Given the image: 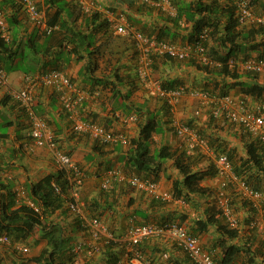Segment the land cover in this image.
Instances as JSON below:
<instances>
[{
  "label": "crops",
  "instance_id": "obj_1",
  "mask_svg": "<svg viewBox=\"0 0 264 264\" xmlns=\"http://www.w3.org/2000/svg\"><path fill=\"white\" fill-rule=\"evenodd\" d=\"M89 1L96 5L94 10L99 11L107 20H109L108 13L111 12L112 19L121 24L120 15H123L132 27L142 30L150 37L170 39L180 45L188 43L193 25L187 20L184 9H186V13L190 14L191 8L197 2L194 0L174 1L183 12L179 23H177L169 21L166 17L170 15L162 13L158 6L144 4L141 0ZM12 2L17 3L16 8H12L9 0H0V8L4 9L8 20L13 21V24L9 26L8 33L11 38H14L17 50L16 54L11 57L2 55L0 63L8 78L7 84H0V186L7 185V188H2V191L8 201L11 202L12 199H15L17 206L22 202L29 201L27 184L30 181H38L45 175L58 170L53 151L47 146L35 144L30 133L28 115L14 96L15 91L25 88L26 78L31 76L34 84L35 108L38 114L47 121L48 128L55 135L59 147L71 155L85 172L84 185L77 192L76 201L84 209L90 210V214L86 211L89 216L94 214L95 217H99L119 237L112 246L99 244L100 250L93 254L84 252L76 255L75 264H112L109 262L112 254L119 257L117 263L122 260L124 261L122 264H125L128 243L124 239V234L127 229L134 223L150 221L160 223L168 219L180 221L191 233L198 235L203 248L215 251L218 260L221 259L225 249L234 245L239 249L235 258L237 264H264V241L248 224L253 214L241 192L232 188L227 189L231 198L236 199L234 206L237 213L235 212V214L240 220L237 228L238 236L230 238L221 233L218 228L219 225L225 224L226 220L215 199L218 194L216 175L204 176L199 184L202 190L189 192L185 188L180 197H175L174 182L181 181L184 177L174 164L175 158L161 160V163H155L149 168L139 171L126 163L129 145H123L120 142H104L94 139L89 134L74 132L72 122L58 97V92L53 87L42 83L40 75L44 70L57 68L67 73L79 88L87 91L92 89L99 91L98 95L89 94L87 96L80 107V114L84 119L102 124L111 131L127 134L130 140L137 138L142 126L153 116L158 115L156 116L157 120L162 126L159 127V133L153 136L152 151L165 146L169 151H176L177 154L182 153L185 148L181 146V140L175 133L172 122L179 118L184 122L194 123L208 140L210 146V150L207 152L197 151L193 154L196 155L192 158L195 170L213 174L216 156L223 151L226 154H233L232 165L239 164L242 158L247 157V147L252 142L253 136L238 124L232 123L224 117L214 118L207 106H203L188 96L182 98L174 109L170 108L152 87L147 86L140 79L133 86L136 88L131 87L130 99L125 100L126 93L131 92L130 86H128L127 79H124V82L118 85L120 88L112 90L111 83L118 84L112 74V67L113 65L121 66L120 74H125L127 77L130 73L128 57L132 51L125 48H128L129 45L117 47L114 44L116 47L115 57L120 56V62L116 64V58L113 57L112 65L105 67V58L98 59L97 72L89 78V74L81 72L89 61L87 52L95 50L96 46L104 42L105 37L97 40L91 47L80 48V53L85 54L86 57L78 59V55L69 53L72 44L60 46L59 38L63 34L61 31L56 32V36H47L42 27H37L29 19L28 14L19 6L17 0ZM36 2L45 19L47 14H52L58 8H63L65 9L64 17L73 11L71 14V20H73L79 9H82L81 4L78 5L75 1L70 0H36ZM221 2L226 3L227 1L221 0ZM251 2L254 4L255 13L264 15V0ZM77 23H82V17L77 20ZM112 28L114 31L113 26ZM120 37L125 36L120 35ZM208 40V46H213L214 39H211L210 36ZM105 49L103 48V51ZM249 52L252 56L257 54L256 51ZM91 58L96 60V58ZM241 58L242 55H239L235 61L231 60L238 64L241 73H245L239 81H242L243 85L259 84L264 86V71L250 76L246 73L244 60H240ZM6 63L9 65L8 70ZM154 64L152 76L155 82L177 80L179 84L199 89H206V87L212 89L217 86V83H220L219 88L227 85L230 93L244 96L250 103L256 101L254 95L245 94L242 91L241 84L232 85L230 84L231 80L207 74L192 62L160 56L155 58ZM117 89L119 94L116 95ZM196 108H200L202 111L199 116L194 115ZM132 115L136 116L134 120L130 118ZM113 166L122 167L129 175L155 178L158 182V191L167 193L169 198H157L149 191L130 187L125 183L117 184L110 191L102 190L103 175ZM261 189L264 191V180ZM231 191L236 193L233 194ZM257 215L258 210L256 211ZM56 216V220L63 224H67L65 222L70 220V217L68 220L63 218L59 212L56 213ZM210 217L213 219L212 222H208L209 224L203 229L199 228L198 221L207 222ZM246 219L248 222L245 224L244 220ZM69 224L72 226L73 222H69ZM73 231L76 232V230ZM74 232L68 234L66 231L67 235H65L68 238L73 235L71 240L73 246L81 241L85 245L97 243L89 232ZM121 235L123 236L121 237ZM139 246L143 252L139 250ZM139 246L138 250L142 254V259L141 261L133 260L131 264H145V262L151 261L149 259H155L162 264H195L188 254L168 237L147 238ZM12 252L13 250L9 246L0 248L2 264H8L12 262V259H15Z\"/></svg>",
  "mask_w": 264,
  "mask_h": 264
},
{
  "label": "trees",
  "instance_id": "obj_2",
  "mask_svg": "<svg viewBox=\"0 0 264 264\" xmlns=\"http://www.w3.org/2000/svg\"><path fill=\"white\" fill-rule=\"evenodd\" d=\"M9 1L12 5V8L17 7V3L12 2L16 0H9ZM17 1L19 6H21L25 10L20 0ZM34 1L37 5L36 0ZM47 1H59V0H47ZM70 1H75L76 4L79 5V2L77 0H70ZM170 1L172 2L173 6L176 8L177 11L176 15L171 16L170 14H167V12H165L162 8L159 7V9L160 11H162V13L166 14L167 16L170 15L169 17L171 18L166 17L169 21L179 23L183 14V12L180 11L181 7L174 2L178 0H170ZM194 1L197 2L195 6L191 8L192 11L190 14L186 13V9H184L185 10L184 13L186 14L187 20H189L193 24L188 42L194 43L198 41L199 39H201L200 35L203 34L204 31H208L209 33L208 39L210 38V36L211 39L212 38L214 39V44L213 46L209 47V52H208L209 56L212 58L213 64L205 65L195 60H188L187 62L194 63V65H196L198 69L203 70L207 74L216 75L224 80H231L230 84L232 85L241 84L242 91L245 94H252L256 97L255 99L256 103L259 101H264V86L259 84L243 85L244 83H242V81L240 82L239 79L243 75H245V73H241L239 71V67L236 62L235 63L230 62L231 60L235 61L236 59H238L239 55H242V58L240 60H244L245 58L252 56L251 54H249L250 53L249 51H256L257 54L255 56L260 59H264V23H253V22H248L246 24L240 23L236 17V7L233 5L231 1L226 0L227 1L226 3H222L221 0H194ZM204 1H211V2L207 3ZM247 1L250 2V5L253 6V9L255 11L254 4L251 1L255 2L256 0H251V1L247 0ZM64 10L65 9L63 8H58L54 13L47 14L46 19L44 16L43 18L49 27H53V31L50 34H46V35L56 36L57 35L56 32L61 31V33L63 34L61 38H59V44L60 46H65V44L66 45L72 44L69 50L70 54L74 53L79 56L78 59H84L86 55L80 53V48H83L85 46L86 48L91 47L93 43H95L97 40L99 41L101 40L100 38L105 37L104 42L99 46H96L95 50L87 52L89 61L87 62L85 67H83L81 72H85L86 74H89L90 75L89 78L93 77V75L97 72V69L99 67L97 60L99 58H105L106 56L105 54L108 53L109 56L105 60V67L112 65L113 57L116 58V64L120 62L121 57L120 56L115 57L116 50L115 48L111 47L113 42L115 41L116 43L124 42L126 45H129L127 46L128 48L125 49L128 51L129 50L132 51L128 57V60L130 61L128 70L130 71V73H128L126 77L125 74H120L121 73L120 69L122 68L121 66L113 65L112 74L114 75L115 79L118 81V84L111 83L112 90L115 91L116 88H120L118 85L124 82V79L125 80L127 79L128 81L127 83L128 86H130L129 89L131 92L126 93L125 100H129L132 94L131 87L135 86L136 82L139 79L137 74L138 56H137V50L135 48V42L132 39V37L129 36L120 37V35L115 34L110 21L107 20L106 18H103L101 13L97 10H93L91 12L85 13L83 9L80 8L77 16L74 17L73 20H71L72 18L71 14L73 13V11L69 12V14H67L66 17H64V12H65ZM39 11L41 13L40 9ZM81 17H82V23L78 24L77 20ZM6 19L8 25L6 29V35L8 37L3 36L5 31L0 28V63H1L2 55H8V57H11L17 52V50L15 49L16 43L14 42V38H11L8 33L9 26L13 24V21L10 22V20H8L7 15H6ZM36 26L41 28V26L38 25ZM56 29L58 30L56 31ZM157 39L164 40L161 37L159 38L157 37ZM208 39L205 41L207 45L209 42ZM166 41L173 42L170 39L168 40L166 39ZM103 48H106L105 51H103ZM84 50L87 51V49L85 48ZM91 57H93L94 59L96 58V60H92ZM168 58L173 59L171 57ZM154 66L156 65L154 64ZM0 68L4 69L1 66V64H0ZM49 69H57V68H49ZM245 71L250 76L253 73H255L254 71L247 69H245ZM72 81L74 82L73 79ZM160 83L165 88H173L179 85H184V84H179L177 80L166 81V82L163 81ZM219 86L220 83H217V86H215L214 88L211 89L209 87H206V90H209L210 92H219V93L230 92L227 89L228 87L227 85L222 86V88H219ZM88 92H91L90 94H93L96 91L95 89L94 90L92 89V90H88ZM117 94H119L118 89L116 95ZM58 97L60 99L59 93H58ZM23 109L25 110L24 107ZM34 109L36 110L35 104H34ZM36 113L38 114L37 110ZM156 116L158 115H155L153 116V118L149 119L142 126L139 132V136L130 141L129 144L130 148L127 153L126 163H128V165L134 167L135 169L142 171V169L149 168L155 163L157 164L161 163V160H166L168 158H175L174 164L184 176L181 181L176 180L174 182L175 197H180L183 194L185 188L188 189L189 192H196L202 190L199 185L200 181L203 180L204 176L206 175H211V176L216 175V172L214 171L213 174H211L208 173L207 171L195 170L194 160L192 158L196 155L188 154L185 150L182 151V153L177 154L176 151H169L168 147L165 146L161 147L159 150L152 151L151 142L153 140V136L159 133V127L162 126V124L157 120ZM189 124H192V122L191 123L189 122ZM247 151L248 153L245 159L242 158L239 164L233 163L234 170L242 179L246 181L247 184H249L251 187H253L256 190L262 191L261 189L262 182L264 180V145L253 137L252 142L248 144ZM220 153H224V151L219 152V154ZM227 154L231 159V161L234 162L233 154L230 153ZM153 179L156 180L155 178ZM55 186L60 187L61 193L56 192ZM115 187L116 186H114L111 190H113ZM2 188H7V185L2 184V186H0V233H7L9 234V236L14 234L17 235V237L28 238L30 235H32V233L36 229H38L41 232L42 237L45 239L46 244L45 247L40 252V254L35 257H32L31 261L37 264H75L76 255L73 252V245L71 243L72 239H70L71 236L70 238L66 237L65 235L67 234L65 233L67 229L68 231H71V234L74 232L73 230H76V232L74 233H77L78 231H83V232H89V231L87 230L85 225H83L84 221L82 216L76 214L75 212H71L70 208L68 207L69 201L76 200L77 195L76 196L74 195L73 187L70 184L65 171L63 169L58 168L57 171L45 175L43 178H41L38 181H30L27 184V193H28L27 195L30 196V200L27 202H22L18 206L16 205L17 203L15 204V199H12L11 202L8 201L7 197L2 191ZM230 188L234 189V187L232 186ZM101 189L104 191H110V190H105L103 188ZM235 193L236 192L233 191V194ZM231 200H232L231 201L232 205L234 207V204L236 203V199L233 197V199L231 198ZM246 201L248 203L250 210L252 211L251 213L253 214L249 219L250 221L253 217H255L256 209L250 204L248 200ZM84 211L85 212L87 211L89 213L90 210L84 209ZM57 212L61 213V215H63V218H65L66 220H68V218L70 217L69 222H73V225L71 226L69 222H65L67 224H63L62 222L56 220V218H54L53 216L55 215V217H57L56 216ZM91 215L92 216L89 215L88 216L95 217L94 214ZM171 220H175V219H168L160 223L159 222H153V223L164 224ZM212 220H213L212 217H210L207 222L199 220L198 221L199 228L203 229L206 225L209 224L208 222H212ZM218 228L221 231V233L227 235L230 238L237 237L239 233L237 227H231L227 222L223 225H219ZM251 229L254 230L258 235H260L257 228H251ZM260 237L263 239L262 241H264V237H262L261 235ZM174 242L183 249V247L180 246L176 241ZM139 250L143 252L141 246H139ZM14 251L18 252L17 250ZM238 251H239L238 247H235L234 245L229 246L227 249L224 250L222 257L221 259L218 260V262L220 264H232V263L237 264L235 262V258L237 256ZM132 258L133 256L130 257V259ZM118 259L119 257H117L116 254H112L111 258L109 259V262L110 263L112 262L113 264ZM149 260L157 261L155 259L153 260L149 259Z\"/></svg>",
  "mask_w": 264,
  "mask_h": 264
},
{
  "label": "built area",
  "instance_id": "obj_3",
  "mask_svg": "<svg viewBox=\"0 0 264 264\" xmlns=\"http://www.w3.org/2000/svg\"><path fill=\"white\" fill-rule=\"evenodd\" d=\"M86 12H91L96 5L89 0H77ZM144 3L155 5L162 8L171 16L176 15V8L170 0H141ZM231 1L236 7V17L242 24L248 22L264 23V15H256L253 7L247 0H227ZM23 4L29 18L36 25L41 26L46 34L53 31V27H49L43 15L40 13L34 0H20ZM109 21L114 27L116 34L132 37L137 50V74L139 79L154 89L156 94L163 99L172 109L186 96L193 100L199 101L203 106L210 109L214 118H226L230 122L238 124L247 133L251 134L261 144L264 145V101L250 103L245 97L237 96L230 92L219 93L210 92L206 89L189 88L185 85H179L173 88H165L159 82H155L152 76L153 64L155 57H171L179 61L195 60L205 65L213 64L212 58L209 56V47L206 40L209 37L208 31H204L200 35L198 41L180 45L171 41L159 40L150 37L141 30L132 27L123 15L121 24L116 23L112 19L113 14L108 13ZM7 19L4 11L0 9V28L4 30L3 36L6 35ZM8 37V36H7ZM244 68L247 70L260 73L264 71V59L255 56L248 57L244 61ZM40 80L45 85L55 88L60 96L69 120L72 122V130L78 134H89L94 139L104 142H120L124 145L130 143L129 137L122 132H113L108 130L104 125L97 122L86 120L80 114V107L89 95V93L79 88L72 79L59 69H47L40 75ZM8 78L4 69L0 68V84H7ZM99 91L95 92L98 95ZM22 106L28 113L30 120V133L34 142L38 146H47L53 151L54 158L58 164V168L63 169L67 174L68 180L73 187L74 195H77L80 187L85 180V172L73 160L71 155L64 152L58 144L55 135L48 128L47 121L36 113L34 109L35 96L34 84L31 76L26 78L25 88L14 92ZM201 109L195 110V115L201 114ZM134 120L135 117L131 116ZM176 134L182 139L183 146L188 154L197 151L207 152L210 150L208 140L200 133L199 129L193 124L181 123L174 121ZM216 170V180L218 181L217 202L221 214L231 227H238L239 221L234 212L231 197L227 189L234 187L235 190L241 192L246 200L258 210V215L249 221L250 228H257L258 232L264 237V191L256 190L246 183L234 170L231 159L228 154L220 153L216 156L214 162ZM120 182H126L130 186L149 191L158 198H169L167 193L158 191V183L148 177L138 175L128 176L121 168L112 167L105 173L101 187L110 190ZM57 193H61V189L55 186ZM33 204V203H31ZM68 207L71 212L82 216L83 225L90 232L91 236L97 243L85 245L84 242H78L73 246L75 255L81 253L93 254L100 250V245H108L118 241V237L102 222L99 217H89L84 211L83 206L76 200L69 201ZM168 237L176 241L196 264H220L216 258V252L213 250H205L201 244V239L187 229L185 225L177 220H171L164 224L153 222H145L132 224L124 234V239L128 243L126 250L125 264H131L133 260L141 261L142 254L138 250V245L145 239L151 237ZM11 247L19 253H30V247L21 242H12L9 234L0 233V248ZM133 256L132 259L130 257ZM1 259V258H0ZM124 261H118L114 264H122ZM0 264H2L0 260ZM8 264H16L10 262ZM145 264H161L159 261H147ZM234 264V263H232Z\"/></svg>",
  "mask_w": 264,
  "mask_h": 264
},
{
  "label": "rangeland",
  "instance_id": "obj_4",
  "mask_svg": "<svg viewBox=\"0 0 264 264\" xmlns=\"http://www.w3.org/2000/svg\"><path fill=\"white\" fill-rule=\"evenodd\" d=\"M112 44L113 45L111 47H113V48H116V47H114V44L117 45V47L126 46V44L124 42H122V43H112ZM105 55H106L105 56V60H106L108 54H105ZM111 59H112V57H111ZM6 65H7V70H8L9 69L8 63H6ZM253 74H257V73H253ZM194 101H196V100H194ZM196 102H198V101H196ZM193 112H194V110H193ZM234 209H235V212L237 213V209H236L235 206H234ZM53 217L55 218V215ZM255 217H256V215H255ZM246 222H248V219L244 220V223L245 224H246ZM67 233L71 234V231H68V229H67ZM67 233H65V234H67ZM10 238H11V240L13 242H23L24 244L28 245L30 247V249H31L30 250V253H28V254H22V253H19V252L14 251L10 247V249L13 250L12 253H13L14 257H15V259L14 260L12 259L11 261L12 262H15L16 264H36L35 262L31 261V258L39 255L40 252L42 251V249L45 247V243H46L45 239L41 235V232L38 229H36L32 233V235H30L28 238L17 237V235H14V234L10 235ZM70 239H72V236H71Z\"/></svg>",
  "mask_w": 264,
  "mask_h": 264
},
{
  "label": "clouds",
  "instance_id": "obj_5",
  "mask_svg": "<svg viewBox=\"0 0 264 264\" xmlns=\"http://www.w3.org/2000/svg\"><path fill=\"white\" fill-rule=\"evenodd\" d=\"M249 2V1H248ZM250 3V2H249ZM147 4V3H146ZM148 5H150V4H148ZM253 7V6H252ZM143 32V31H142ZM144 33V32H143ZM125 36V35H124ZM166 41V40H165ZM175 43V42H174ZM189 43V42H188ZM209 47V46H208ZM136 48V47H135ZM251 57V56H250ZM256 57V56H255ZM166 58H168V57H166ZM245 59H247V58H245ZM245 59H244V61H245ZM176 60V59H175ZM155 61V60H154ZM187 61V60H186ZM231 63H233V61H231ZM256 73V72H255ZM139 77V76H138ZM141 81V80H140ZM142 82V81H141ZM160 83V82H159ZM190 88V87H189ZM86 91V90H85ZM88 92V91H87ZM89 94H90V92H88ZM94 95H95V92L93 93ZM197 101V100H196ZM199 102V101H198ZM166 103V102H165ZM167 104V103H166ZM168 105V104H167ZM169 106V105H168ZM170 107V106H169ZM171 108V107H170ZM198 109V108H197ZM196 110V109H195ZM202 113V112H201ZM194 115H195V112H194ZM132 116H134L135 118H136V116L135 115H132ZM196 116V115H195ZM199 116V115H198ZM131 118V117H130ZM178 119V120H177ZM177 119H175V120H173V122H172V125H173V128H174V130H175V127H174V121H178V122H181V123H186V124H189L188 122H184V121H182V120H180L179 118H177ZM194 126H195V124L194 123H192ZM108 129V128H107ZM109 130V129H108ZM114 132V131H113ZM175 133H176V130H175ZM127 135V134H126ZM179 137V136H178ZM180 138V137H179ZM129 140H130V138H129ZM180 140H181V146L183 147V142H182V139L180 138ZM131 141V140H130ZM130 144V143H129ZM128 144V145H129ZM124 145V144H123ZM127 145V146H128ZM185 148V147H184ZM185 150V149H184ZM186 151V150H185ZM187 152V151H186ZM194 154V153H193ZM193 154H191V155H193ZM113 167H118V166H113ZM112 168V167H111ZM119 168H121L124 172H125V170L122 168V167H119ZM110 169V168H109ZM84 171V170H83ZM107 172V171H106ZM105 172V173H106ZM215 172H216V170H215ZM128 176H133V175H129L127 172H125ZM105 175V174H104ZM104 175H103V177H104ZM139 176V175H138ZM142 177H145V176H142ZM148 178H151V177H148ZM103 179V178H102ZM151 179H153V178H151ZM154 180V179H153ZM85 181V180H84ZM156 181V180H155ZM157 182V181H156ZM101 183H102V180H101ZM120 183H125L126 185H129V184H127L126 182H120ZM158 183V182H157ZM117 184H119V183H117ZM116 184V185H117ZM116 185H114V186H116ZM130 186V185H129ZM131 187H133V186H131ZM102 188V187H101ZM230 188V187H229ZM228 188V189H229ZM111 190V189H110ZM237 191V190H236ZM229 194V193H228ZM158 198V197H157ZM163 199V198H162ZM216 199V202H217V197L215 198ZM232 201V200H231ZM217 205H218V202H217ZM219 207V206H218ZM233 209H234V207H233ZM219 210H220V208H219ZM234 212H235V209H234ZM223 216V215H222ZM237 216V215H236ZM224 217V216H223ZM238 218V217H237ZM226 220V219H225ZM239 221V220H238ZM145 223V222H144ZM136 224H139V223H136ZM248 224H249V222H248ZM238 227H239V225H238ZM237 227V228H238ZM112 232L115 234V232L112 230ZM126 233V232H125ZM116 235V234H115ZM117 236V235H116ZM123 235H121V237H122ZM118 237V236H117ZM119 238V237H118ZM13 242V241H12ZM21 243H23V242H21ZM113 243H115V242H113ZM113 243H110V244H108V245H111V244H113ZM28 246V245H27ZM31 250V249H30ZM23 254V253H22ZM1 260V259H0ZM218 260V259H217Z\"/></svg>",
  "mask_w": 264,
  "mask_h": 264
}]
</instances>
